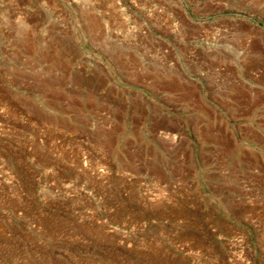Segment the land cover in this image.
Listing matches in <instances>:
<instances>
[{
	"label": "rangeland",
	"instance_id": "rangeland-1",
	"mask_svg": "<svg viewBox=\"0 0 264 264\" xmlns=\"http://www.w3.org/2000/svg\"><path fill=\"white\" fill-rule=\"evenodd\" d=\"M0 264H264V0H0Z\"/></svg>",
	"mask_w": 264,
	"mask_h": 264
}]
</instances>
